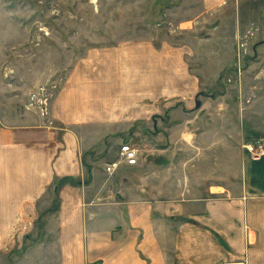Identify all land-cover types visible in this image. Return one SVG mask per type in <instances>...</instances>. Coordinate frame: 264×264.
<instances>
[{
	"label": "crops",
	"instance_id": "1",
	"mask_svg": "<svg viewBox=\"0 0 264 264\" xmlns=\"http://www.w3.org/2000/svg\"><path fill=\"white\" fill-rule=\"evenodd\" d=\"M193 5L264 47V0ZM187 48L142 39L97 51L71 71L46 120L32 109L0 128L2 262L264 264V157L243 148L264 139V88L243 89L241 106L228 93L204 97ZM121 128L137 164L107 172ZM41 221L53 245L25 246L24 225Z\"/></svg>",
	"mask_w": 264,
	"mask_h": 264
},
{
	"label": "rangeland",
	"instance_id": "2",
	"mask_svg": "<svg viewBox=\"0 0 264 264\" xmlns=\"http://www.w3.org/2000/svg\"><path fill=\"white\" fill-rule=\"evenodd\" d=\"M192 1L0 0V128L14 125L21 113H31L32 109L46 120L47 111L72 70H80L86 59L94 60L97 51L127 45L130 40L151 39L155 44L166 41L173 46H187L198 56L188 63L199 75L201 95L217 97L228 93L240 106L249 103L243 89L264 88V47L245 44L253 37L251 31H239L233 36L223 15H202L193 5L198 0ZM231 36L238 39L239 45L234 48L203 42ZM257 49L261 56L256 59L253 50ZM231 52L236 54L233 62H213L229 59ZM260 73L263 80L256 81ZM39 89L38 98H44L41 106L31 97ZM125 133L126 128H121L119 146L129 144ZM43 226V221L24 225L23 233L30 236L25 246L53 245V238L43 231ZM14 242L11 240L9 246ZM15 257L7 258V262L0 259V264H13Z\"/></svg>",
	"mask_w": 264,
	"mask_h": 264
},
{
	"label": "built area",
	"instance_id": "3",
	"mask_svg": "<svg viewBox=\"0 0 264 264\" xmlns=\"http://www.w3.org/2000/svg\"><path fill=\"white\" fill-rule=\"evenodd\" d=\"M40 93V89L36 90L32 94V100L36 101L37 106H41L44 103V98H38ZM245 152L252 158V159H260L264 157V139L263 140H256L254 142L246 143L244 145ZM137 152L136 150L131 147L129 144H124L120 147V159L116 162L110 163L106 167L107 172H113L123 161L125 164L129 166H134L137 164Z\"/></svg>",
	"mask_w": 264,
	"mask_h": 264
}]
</instances>
